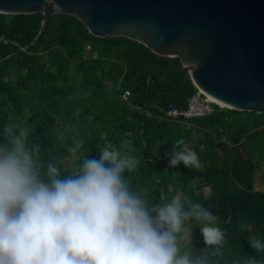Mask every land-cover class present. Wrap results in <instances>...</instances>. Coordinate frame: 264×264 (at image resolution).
I'll list each match as a JSON object with an SVG mask.
<instances>
[{
	"label": "trees",
	"instance_id": "trees-1",
	"mask_svg": "<svg viewBox=\"0 0 264 264\" xmlns=\"http://www.w3.org/2000/svg\"><path fill=\"white\" fill-rule=\"evenodd\" d=\"M43 17L0 14V59L28 45ZM86 45L96 58L86 57ZM124 91L130 93L126 101L120 99ZM196 93L178 58L127 37H94L77 18L55 14L33 45L0 63V142L7 124L27 128L28 147L40 146L42 170L51 163L61 176L86 156L98 159L110 142L139 161L124 178L150 205L180 192L182 201L186 196L218 218L227 241L222 264L249 258L264 264V252L248 242L251 236L264 241V191L255 189V171L264 161V114L213 105L200 118L167 116L185 110ZM181 139L184 145L177 146ZM125 140L134 151L120 148ZM77 141L83 144L73 153ZM184 147L196 152L200 168L169 165L170 155ZM186 224L191 242H183L182 251L197 255L207 247L202 225L194 219Z\"/></svg>",
	"mask_w": 264,
	"mask_h": 264
},
{
	"label": "clouds",
	"instance_id": "clouds-1",
	"mask_svg": "<svg viewBox=\"0 0 264 264\" xmlns=\"http://www.w3.org/2000/svg\"><path fill=\"white\" fill-rule=\"evenodd\" d=\"M29 131L9 123L0 142V264H222L225 232L217 217L176 192L170 202L149 204L124 178L139 161L112 143L98 159H88L61 176L49 163L42 170L39 145L28 147ZM63 139V136H61ZM177 146L184 145L178 140ZM83 142H75V153ZM120 148L129 152L131 141ZM200 168L196 152L184 147L169 165ZM171 192L172 186L168 188ZM163 200V199H161ZM185 203L188 205L185 207ZM187 208V210H185ZM195 220L207 246L199 254L182 251L191 242ZM256 252L264 241L249 238ZM230 264H258L254 258Z\"/></svg>",
	"mask_w": 264,
	"mask_h": 264
},
{
	"label": "water",
	"instance_id": "water-1",
	"mask_svg": "<svg viewBox=\"0 0 264 264\" xmlns=\"http://www.w3.org/2000/svg\"><path fill=\"white\" fill-rule=\"evenodd\" d=\"M77 18L97 38L127 37L178 58L194 87L222 108L264 114V0H0V14Z\"/></svg>",
	"mask_w": 264,
	"mask_h": 264
},
{
	"label": "built area",
	"instance_id": "built-area-1",
	"mask_svg": "<svg viewBox=\"0 0 264 264\" xmlns=\"http://www.w3.org/2000/svg\"><path fill=\"white\" fill-rule=\"evenodd\" d=\"M84 52L86 57L93 59L96 58V54L91 51L90 46L86 45ZM129 96L130 93L128 91H124L120 95V99L126 101L128 100ZM213 105L217 104L212 99L210 100L209 97L205 96L201 91L197 90V93L190 98L185 110L178 111L176 109H172L167 113V116L171 118H176L178 116L184 118H200L211 114L213 111ZM217 106L222 108L219 105Z\"/></svg>",
	"mask_w": 264,
	"mask_h": 264
},
{
	"label": "rangeland",
	"instance_id": "rangeland-1",
	"mask_svg": "<svg viewBox=\"0 0 264 264\" xmlns=\"http://www.w3.org/2000/svg\"><path fill=\"white\" fill-rule=\"evenodd\" d=\"M255 189L257 191H264V161L260 162L255 171ZM203 192L205 195L208 194L207 189H204Z\"/></svg>",
	"mask_w": 264,
	"mask_h": 264
},
{
	"label": "bare ground",
	"instance_id": "bare-ground-1",
	"mask_svg": "<svg viewBox=\"0 0 264 264\" xmlns=\"http://www.w3.org/2000/svg\"><path fill=\"white\" fill-rule=\"evenodd\" d=\"M211 100V99H210Z\"/></svg>",
	"mask_w": 264,
	"mask_h": 264
}]
</instances>
